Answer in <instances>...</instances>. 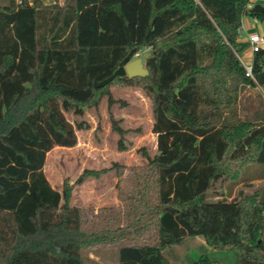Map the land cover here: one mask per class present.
<instances>
[{"label": "trees", "instance_id": "obj_1", "mask_svg": "<svg viewBox=\"0 0 264 264\" xmlns=\"http://www.w3.org/2000/svg\"><path fill=\"white\" fill-rule=\"evenodd\" d=\"M245 16L263 22L264 4L0 0V264H87L108 244L119 264H170L165 251L197 236L235 249L236 264H264V189L209 200L219 179L246 181L243 169L264 165V115L238 113L246 86L264 88V49L254 54L257 83L237 56L249 47ZM146 48L149 75L129 78L126 65ZM116 83L152 98L157 154L129 196L127 227H94L71 204L73 186L55 189L44 167L52 149L78 143L84 125L65 112L82 115Z\"/></svg>", "mask_w": 264, "mask_h": 264}, {"label": "rangeland", "instance_id": "obj_2", "mask_svg": "<svg viewBox=\"0 0 264 264\" xmlns=\"http://www.w3.org/2000/svg\"><path fill=\"white\" fill-rule=\"evenodd\" d=\"M52 1L44 0L47 4ZM149 51L148 48L141 50L134 59ZM241 56L247 61L251 59L248 50ZM237 105L241 118L253 120L257 110L264 115V93L258 86L248 85L242 90ZM65 115L74 125L82 123L84 127L77 129L76 146L55 147L47 154L44 171L48 180L59 191L65 182L73 186L71 204L81 209L89 225L95 227L110 221L112 227H127L133 202L129 196H137L136 184L149 170L148 157L157 154L152 98L140 85L116 83L110 88V95H104L98 105L87 107L82 115L74 111ZM113 120L120 124L123 134L113 128ZM243 170L248 180L227 176L219 179L209 192V200L230 199L241 191L251 193L264 189V181L250 180L264 173L263 164ZM203 239L202 236L188 238L166 250L170 264H192L202 255L223 264L237 263L235 249H215L204 244ZM97 249V252H87V264H119L116 245H98Z\"/></svg>", "mask_w": 264, "mask_h": 264}, {"label": "crops", "instance_id": "obj_3", "mask_svg": "<svg viewBox=\"0 0 264 264\" xmlns=\"http://www.w3.org/2000/svg\"><path fill=\"white\" fill-rule=\"evenodd\" d=\"M250 3L252 5L256 3L264 4V0H250ZM262 33H264V21L262 22L249 16L243 17L240 31V41L248 43L250 40H257ZM262 181H264V179L259 176H256V178L252 180V182ZM234 197L235 195L232 198ZM203 242L206 244L204 239Z\"/></svg>", "mask_w": 264, "mask_h": 264}, {"label": "built area", "instance_id": "obj_4", "mask_svg": "<svg viewBox=\"0 0 264 264\" xmlns=\"http://www.w3.org/2000/svg\"><path fill=\"white\" fill-rule=\"evenodd\" d=\"M18 3H21L22 0H16ZM249 57L251 58L249 61H247L245 58L241 56V54H237L241 65L243 66L245 70V74L248 78L252 79L254 82L257 83V80L254 76L253 72V62H254V54L262 49H264V33H262L257 40H250L249 42ZM262 92L264 93V88L260 85H257Z\"/></svg>", "mask_w": 264, "mask_h": 264}, {"label": "water", "instance_id": "obj_5", "mask_svg": "<svg viewBox=\"0 0 264 264\" xmlns=\"http://www.w3.org/2000/svg\"><path fill=\"white\" fill-rule=\"evenodd\" d=\"M151 52H145L141 57L130 61L126 65V71L129 78L145 77L149 75V70L145 67L146 60L150 57Z\"/></svg>", "mask_w": 264, "mask_h": 264}]
</instances>
